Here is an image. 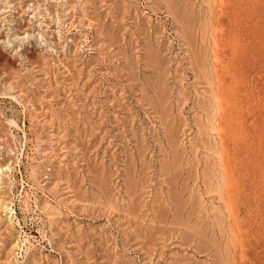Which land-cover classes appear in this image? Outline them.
<instances>
[{
	"label": "rangeland",
	"instance_id": "obj_1",
	"mask_svg": "<svg viewBox=\"0 0 264 264\" xmlns=\"http://www.w3.org/2000/svg\"><path fill=\"white\" fill-rule=\"evenodd\" d=\"M168 1L166 8L159 0H0V264H264V0ZM170 3L173 13L167 12ZM182 25L190 27L189 34ZM212 32L217 33L220 72L224 69L233 85L237 114L235 138L227 149L236 160L240 195L228 205L226 190L225 199L206 176L215 172L219 159L213 151L215 131L206 128L208 84L202 85L193 67L202 66V48L210 51ZM186 35L193 40L185 42ZM151 99L158 104H150ZM158 118L167 119L166 127ZM204 162L210 170L205 175ZM231 221L234 227L238 221L236 231L242 232L245 247L230 238Z\"/></svg>",
	"mask_w": 264,
	"mask_h": 264
},
{
	"label": "bare ground",
	"instance_id": "obj_2",
	"mask_svg": "<svg viewBox=\"0 0 264 264\" xmlns=\"http://www.w3.org/2000/svg\"><path fill=\"white\" fill-rule=\"evenodd\" d=\"M152 1V0H151ZM160 2H163V1H161V0H159ZM173 1H175L176 2V0H173ZM221 1V0H220ZM157 2H158V0H157ZM159 2V3H160ZM170 1H168V2H166V0H165V2H163L162 4H166L165 6H166V8H167V3H169ZM177 2H178V0H177ZM176 2V3H177ZM209 2H211V0L209 1ZM222 2V1H221ZM150 3L151 2H149V5H150ZM159 3H158V5H159ZM174 3V2H173ZM175 3V4H176ZM185 3V2H184ZM208 3V2H207ZM206 3V4H207ZM223 3V2H222ZM116 4V3H115ZM140 4V3H139ZM153 4V3H152ZM151 4V5H152ZM157 4V3H156ZM162 4L160 3V5L162 6ZM172 3H170V4H168L169 5V8L171 7L170 5H171ZM188 4V3H187ZM210 4V3H209ZM157 5V6H158ZM181 5V4H180ZM229 5V4H228ZM121 6V5H120ZM154 6H156L155 4H154ZM154 6H153V8H154ZM164 6V7H165ZM173 6V5H172ZM194 6V5H193ZM200 6V5H199ZM263 6V5H262ZM119 7V6H118ZM176 7V6H175ZM174 7V8H175ZM215 7V6H214ZM116 8V7H115ZM123 8V7H122ZM161 8H163V7H161ZM172 8V7H171ZM171 8H170V10H168L167 12H169V13H171L172 12V10H173V8H172V10H171ZM216 8H218V7H216ZM219 8H221V7H219ZM155 9V8H154ZM181 9V8H180ZM193 9V8H192ZM206 9H207V7H206ZM210 9V8H209ZM212 9V8H211ZM210 9V10H211ZM214 9V8H213ZM264 9V8H263ZM200 10H201V8H200ZM222 10V9H221ZM205 11V10H204ZM215 11V10H214ZM158 12V11H157ZM166 12V11H165ZM175 12V11H174ZM168 13V14H169ZM173 13V12H172ZM180 13V12H179ZM199 13H200V11H199ZM206 13V12H205ZM117 14H119V13H117ZM167 14V13H166ZM175 14V13H174ZM178 15V14H177ZM172 16H174V15H172ZM193 17H194V15H192ZM200 16V15H199ZM205 16H206V14H205ZM205 16H204V18H205ZM208 16V15H207ZM252 16V15H251ZM168 17V16H167ZM175 18H179V16H174ZM218 17V16H217ZM216 17V18H217ZM103 18V17H102ZM203 18V17H202ZM264 18V17H263ZM192 19V18H191ZM209 19V22H212V20L210 21V19H211V17L210 18H208ZM99 20V19H98ZM136 20V19H135ZM181 20V19H180ZM180 20H178V21H180ZM206 22H208L207 21V17H206ZM263 20V19H262ZM174 21V20H173ZM186 21V20H185ZM188 21H189V19H188ZM144 22V21H143ZM176 22V21H175ZM199 22V21H198ZM197 22V23H198ZM208 22V23H209ZM214 22V21H213ZM112 23V22H111ZM147 23V22H146ZM183 23V22H182ZM194 23V22H193ZM215 24H216V22H214ZM264 23V22H263ZM110 24V23H109ZM108 24V25H109ZM175 23H172V25H174ZM196 24V23H195ZM194 24V25H195ZM260 24V23H259ZM179 25V24H178ZM177 25V26H178ZM186 25V24H185ZM250 25V24H249ZM101 26V25H100ZM175 26V25H174ZM183 26V25H182ZM199 26V25H198ZM209 26V25H208ZM216 26V25H215ZM108 27V26H107ZM143 27V26H142ZM181 27V26H180ZM186 27V26H185ZM184 26H183V29L185 28ZM193 27V26H192ZM201 27V26H200ZM212 27L213 28H215L214 27V25L212 24ZM253 27V26H252ZM108 28H110V27H108ZM111 28H112V26H111ZM144 28V27H143ZM187 28H190L189 26H187ZM187 28H185L184 30H185V32L186 33H188L189 34V31H188V29ZM196 28H199V27H197L196 26ZM246 28V27H245ZM259 28V27H258ZM261 28V27H260ZM179 29V28H178ZM182 29V28H181ZM195 29V28H194ZM206 29H208L207 27H205L204 28V30L206 31V35H207V33L209 32V29H208V31L206 30ZM184 30H183V32H184ZM192 30H193V28H192ZM210 30H212V29H210ZM213 30H215V29H213ZM212 30V31H213ZM220 30H221V28H220ZM118 31H121V30H118ZM180 31V30H179ZM194 31V30H193ZM216 31V30H215ZM178 32V31H177ZM181 32V31H180ZM195 32V31H194ZM198 32V31H197ZM196 32V33H197ZM220 32V31H219ZM143 33H144V31H143ZM192 34H193V32H191ZM201 33H203V32H201ZM221 33V32H220ZM157 35L159 34V33H156ZM191 34V35H192ZM204 34V33H203ZM224 34H225V32H224ZM226 34H228V33H226ZM181 35V34H180ZM190 35V36H191ZM195 35H197L198 36V34H193V36H195ZM209 35V34H208ZM217 33H213L212 32V36H213V38L211 39V41H210V43H211V47H210V53L207 51L206 52V49H207V47L205 48V47H203L202 49H204V51H203V54H204V52H205V56H204V58H203V56L201 57V59L203 58V60H202V62H201V67H199V64L196 66V68H195V66H193L194 64H196V59L194 60V58L195 57H197V55L198 54H196L195 52L194 53H191V54H193V56L192 57H194V58H192V60H194L195 61V63L193 64V62L191 63V65L194 67V69H198V67H199V69L197 70V72H196V70L194 71V70H192V71H194V73H197V75H198V73L200 74L199 75V77H200V79L201 78H203L201 81H203V84L202 83H200L201 81H199V83L200 84H202V85H204V83H206V84H208L206 87L207 88H209L208 89V93L210 94V98L211 99H206V100H208L207 102L209 103V108L207 109L208 110V113H206L207 115H206V117L205 118H207V125L208 126H206V128H208V130H212V132L214 133V131H215V135H213L214 136V145L212 144V143H210V144H212L213 146H216V148H215V150H213L214 151V155H217V158L219 159L218 160V166L215 168V172H213V170L211 169V167H210V169L212 170L211 172H213L212 174H211V176L209 175V174H206V171L207 172H209L208 171V169H207V166L209 167V165H206V163H207V161H205L204 162V164H202V165H204V166H206V167H204V171H202L203 173V175H205L206 174V176L209 178V184L211 185H209L208 184V186H207V184L205 185V186H207V191L208 190H210V187H212V185H215L216 186V189L217 190H220L219 192H220V194L222 195V193H221V190L223 191V190H226V192H227V194H225V195H227V199L224 197V191H223V196H222V198L224 197L226 200H224L226 203H227V205L228 204H232L233 203V201H234V198H236L237 196H238V194L240 195V192H239V187H238V184H237V182L239 181L238 179H237V172H238V169H237V166H236V160L233 158V156H230L229 154H228V149H227V146L229 145V143H231V141H233L234 140V138H235V136L233 135L234 134V132H235V129H236V119H237V114H236V110L234 111V101H233V99H232V97H231V94H232V89H233V85H232V82L230 81L229 82V80H228V78L226 77V75L224 74V73H226L225 71H224V69H223V71L222 72H220V69H219V65L222 63V61H221V57H220V54H219V51H220V49H219V45H218V41H217ZM229 35V34H228ZM187 36V35H186ZM159 37H160V35H159ZM162 37V36H161ZM183 38H184V36H182ZM196 37V36H195ZM205 37V34H204V36H203V38ZM208 36H206L205 38H207ZM210 37V36H209ZM208 37V38H209ZM186 38V37H185ZM194 38V37H193ZM197 38V37H196ZM200 38V37H199ZM198 38V39H199ZM204 38V39H205ZM207 38V39H208ZM112 39V38H111ZM157 39H159L158 37H156V40ZM202 38H200V40H201ZM204 39H202V42H204V44L206 45V43H205V41H203ZM180 40H182V39H180ZM188 40H193V39H188V36H187V40L185 39L184 41L186 42V41H188ZM206 40V39H205ZM210 40V38L207 40V41H209ZM110 41V40H109ZM158 42V41H157ZM180 42V41H179ZM264 42V41H263ZM147 43V42H146ZM161 43V42H160ZM188 43V42H187ZM189 43H190V41H189ZM194 42H192V44H193ZM197 43V42H196ZM148 44V43H147ZM165 44V43H164ZM183 44V43H182ZM182 44H181V46H182ZM184 44H186V43H184ZM198 44V43H197ZM203 44V45H204ZM149 45V44H148ZM148 45H146L145 47H147ZM179 45H180V43H179ZM201 45V43H199V46ZM208 45V44H207ZM189 46H190V44H189ZM192 46V45H191ZM208 46H210V44L208 45ZM144 47V48H145ZM149 47V46H148ZM148 47H147V50H148ZM162 47V46H161ZM183 47H184V45H183ZM183 47L181 48V49H183ZM187 48V47H186ZM192 48V47H191ZM191 48L190 49H188V51L189 50H191ZM156 49V48H155ZM168 49V51H169V48H165V50H167ZM171 49V48H170ZM180 49V50H181ZM195 49V48H194ZM201 48H199V50H200ZM157 50V49H156ZM185 50V49H184ZM164 51V50H163ZM162 51V52H163ZM168 51H167V53H168ZM186 51H187V49H186ZM187 51V52H188ZM193 51V50H192ZM244 51V50H243ZM154 53H155V51H153ZM153 52H151V53H153ZM183 53H184V51H183ZM198 53V52H197ZM131 54H133V53H131ZM135 54V53H134ZM148 54V53H147ZM194 54H196V55H194ZM199 54H201V53H199ZM187 55V54H186ZM208 55H210V56H208ZM190 56V55H189ZM257 56V55H256ZM255 57V56H254ZM134 58V57H133ZM133 58H132V60H133ZM162 58V57H161ZM189 58V57H188ZM190 58V59H191ZM160 59V58H159ZM199 59H200V56H199ZM200 59V60H201ZM126 60V59H125ZM146 60H148V59H146ZM186 60V59H185ZM134 61H135V59H134ZM145 61V60H144ZM168 61V60H167ZM183 61H184V59H183ZM189 62H190V60H189ZM198 62V61H197ZM148 63V62H147ZM166 63V62H165ZM168 63V62H167ZM181 64V63H180ZM189 64V63H188ZM164 65V64H163ZM261 65V64H260ZM146 66V65H145ZM150 66V65H149ZM190 66V65H189ZM191 66V67H192ZM142 67V66H141ZM140 67V68H141ZM151 67V66H150ZM153 67V66H152ZM155 67V66H154ZM171 67V66H170ZM118 68V67H117ZM123 68V67H122ZM186 68V67H185ZM244 68V67H243ZM242 68V69H243ZM126 69V68H125ZM156 69V68H155ZM160 69V68H159ZM163 69V68H162ZM165 69V68H164ZM163 69V70H164ZM172 69V68H171ZM178 69V68H177ZM176 69V70H177ZM193 69V68H192ZM201 69V70H200ZM188 70V69H187ZM200 70V71H199ZM165 71H166V69H165ZM168 71V70H167ZM248 71V70H247ZM162 72V71H161ZM188 72V71H187ZM249 72V71H248ZM262 72V71H261ZM130 73V72H129ZM164 74L166 73V72H163ZM169 73H170V70H169ZM172 73V72H171ZM259 73V72H258ZM133 74V73H132ZM162 73H160V75H161ZM166 75V77L168 76V75H170V74H165ZM174 75H176V74H174ZM130 76V75H129ZM145 76V75H144ZM191 76V75H190ZM195 76V75H194ZM133 77V76H132ZM151 77V76H150ZM153 77H155V76H153ZM172 77H174V76H172ZM180 77V76H179ZM250 77V76H249ZM134 78V77H133ZM157 78H158V75H157ZM169 78H171V77H169ZM189 78V77H188ZM195 79H196V76L194 77ZM253 78V77H252ZM255 78V77H254ZM160 79H162V78H160ZM166 79V78H165ZM187 79V78H186ZM193 79V78H192ZM199 79V80H200ZM147 80H149L148 78H147ZM171 80V79H170ZM177 80V79H176ZM184 80V79H183ZM241 80V79H240ZM175 81V80H174ZM185 81V80H184ZM184 81H179V83L180 82H184ZM192 81H194V80H192ZM242 81V80H241ZM252 81V80H251ZM168 82V81H167ZM166 82V83H167ZM197 82H198V80H197ZM150 82H148V84H149ZM161 83V82H160ZM170 83V82H169ZM242 83V82H241ZM147 84V83H146ZM168 84V83H167ZM176 84H178V83H176ZM175 84V85H176ZM193 84H197V83H193ZM200 84H197L198 86H200ZM205 84V85H206ZM243 84V83H242ZM174 85V84H173ZM182 85H183V83H182ZM201 85V86H202ZM246 85V84H245ZM133 86V85H132ZM151 86H154L153 85V83L152 84H150V87ZM159 86V85H158ZM170 85H168L167 87H169ZM180 86V85H179ZM192 86V85H191ZM200 86V87H201ZM209 86V87H208ZM141 87H143V86H141ZM173 86L171 85L170 87H169V89L170 88H172ZM174 87H176V86H174ZM187 86H185V88H186ZM197 86H195V88H196ZM205 87V89H207ZM137 88V87H136ZM145 88V87H144ZM163 88V87H162ZM180 88V87H179ZM190 88V87H189ZM192 88H194V86L192 87ZM195 88H194V90H195ZM203 88V87H202ZM152 89V88H151ZM158 89V88H157ZM161 89V88H160ZM184 89V88H183ZM182 89V90H183ZM191 89V88H190ZM199 89V88H198ZM140 90V89H139ZM144 90V89H143ZM154 90H156V89H154ZM163 91H164V89H162ZM161 90V91H162ZM168 90V89H167ZM166 90V91H167ZM171 90V89H170ZM177 90H179L178 88H177ZM238 90V89H237ZM135 91H137V90H135ZM165 91V93H164V95H166V93H169L168 91L166 92ZM181 91V88H180V90L178 91V92H180ZM203 91V90H202ZM146 92V91H145ZM148 92V91H147ZM158 92H159V89H158ZM183 92V91H182ZM195 92H197V91H195ZM194 92V93H195ZM200 92V95H201V93H203V92H201V91H199ZM181 93V92H180ZM20 94V93H19ZM24 94V93H23ZM157 94V93H156ZM160 92L157 94V95H159V97H160ZM178 94V93H177ZM197 94V93H196ZM141 95H142V93H141ZM149 95H150V93H149ZM163 95V97L165 98L164 100H167L166 99V97ZM169 95V94H168ZM17 96V95H16ZM20 96V95H19ZM22 96V95H21ZM28 96V95H27ZM143 96H144V93H143ZM156 96V95H155ZM167 96V95H166ZM174 96V95H173ZM199 96V95H198ZM202 97H205L206 95L204 94V96L203 95H201ZM18 97V96H17ZM118 97V96H117ZM185 97V96H184ZM208 97V96H207ZM15 98V97H14ZM140 98H142V97H140ZM146 98V97H145ZM148 98V97H147ZM175 98V97H174ZM182 98V97H181ZM199 98V97H198ZM153 99H155V98H153ZM171 99V98H170ZM185 99H186V97H185ZM191 99V97L189 98V100ZM196 99H197V97H196ZM200 99V98H199ZM203 100H204V98H202ZM23 100H24V98H23ZM23 100L21 101V103L23 102ZM160 99H158V101H159ZM164 100H163V102H164ZM179 100H181V99H178V100H176L177 102H179ZM192 100V99H191ZM17 101H19L18 99H17ZM25 101V100H24ZM151 101H152V99H151ZM150 100H149V103L151 104H154V102L152 101L151 102ZM167 101H169V99L167 100ZM186 101H187V99H186ZM185 101V102H186ZM159 102H161V101H159ZM171 102H173V101H171ZM183 103H184V101H182ZM193 102H195V101H193ZM197 102H199V101H197ZM200 102H202V107L203 108H205L204 106H203V104L206 106V104L204 103L205 101H202L201 99H200ZM24 103V102H23ZM29 103V102H28ZM140 103V102H139ZM165 103H167V102H165ZM169 103V102H168ZM149 104V105H150ZM155 104H158V103H155ZM154 104V105H155ZM161 104V103H160ZM164 104V103H163ZM180 104V103H179ZM179 104H178V106H179ZM201 103H198V106L200 105ZM33 105V104H32ZM143 105V104H142ZM146 105V104H145ZM170 106H171V103L169 104ZM174 105V104H173ZM183 104H181L180 106H182ZM194 105V104H193ZM196 105V104H195ZM25 106H27V105H25ZM144 106V105H143ZM163 106V105H162ZM161 106V107H162ZM166 106H168V104L166 105ZM169 106V107H170ZM178 106H177V110H178ZM179 106V107H180ZM208 106V105H207ZM24 107V106H23ZM154 107V106H153ZM160 107V108H161ZM202 107H199L200 109L202 108ZM244 107H246V106H244ZM25 108V107H24ZM142 108V107H141ZM156 108H158V107H155L154 108V110L156 109ZM165 108H167V107H165ZM196 108H197V106H196ZM198 108V109H199ZM207 108V107H206ZM241 108V107H240ZM143 109V108H142ZM169 109V108H168ZM168 109H166V110H168ZM174 109V108H173ZM182 109V108H181ZM181 109H179V110H181ZM24 110V109H23ZM33 110V109H32ZM183 110V109H182ZM197 110V109H196ZM202 110H204V109H202ZM206 110V111H207ZM244 110V109H243ZM25 111V110H24ZM87 111V110H86ZM145 111H146V108H145ZM158 111V110H157ZM161 112H162V110H160ZM164 111V110H163ZM199 111V110H198ZM36 112V111H35ZM167 112H170L169 110L167 111ZM178 112V111H177ZM182 112V111H181ZM181 112L179 113V115L181 114ZM183 112H184V110H183ZM186 112V111H185ZM192 112H194V111H192ZM32 113V112H31ZM34 113V112H33ZM144 113V112H143ZM152 113V112H151ZM151 113H149V114H151ZM164 113V112H163ZM188 113V112H187ZM190 113V112H189ZM195 113H197V112H195ZM204 113V114H205ZM248 113V112H247ZM30 114V113H29ZM116 114V113H115ZM147 115H148V113H146ZM169 114V113H168ZM185 114V113H184ZM183 114V115H184ZM198 114H201V112L200 113H198ZM197 114V115H198ZM157 115V114H156ZM173 115V114H172ZM187 115V114H186ZM1 116V115H0ZM181 116V115H180ZM179 116V117H180ZM196 116V115H195ZM154 117H156V116H154ZM186 117V116H185ZM184 117V118H185ZM200 117V116H199ZM199 117H196V119L197 118H199ZM91 118V117H90ZM166 118H168L167 116H166ZM170 118V117H169ZM182 118H183V116H182ZM182 118L180 119V120H182ZM184 118H183V120H184ZM194 118V117H193ZM204 118V117H203ZM241 118V117H240ZM6 119V118H5ZM44 119V118H43ZM48 119V118H47ZM73 119V118H72ZM151 119V118H150ZM159 119V118H158ZM161 119V118H160ZM159 119V120H160ZM187 119V118H186ZM185 119V120H186ZM188 119H189V117H188ZM192 119V118H191ZM195 119V118H194ZM200 119V118H199ZM116 120V119H115ZM171 120V119H170ZM193 120V119H192ZM198 120V119H197ZM11 121V120H10ZM9 121V122H10ZM42 121V120H41ZM76 121V120H75ZM74 121V122H75ZM155 121V120H154ZM164 123H162V122ZM161 123L163 124V128H164V126L166 127V125H165V122H167V119H165V118H163V119H161ZM174 121V120H173ZM176 121V120H175ZM187 121H189V120H187ZM186 121V122H187ZM203 121V120H202ZM205 121V120H204ZM203 121V122H204ZM170 122V121H169ZM171 122H172V120H171ZM170 122V124H172ZM184 122V121H183ZM183 122H181L182 123V125H183V127H184V124H183ZM250 122V121H249ZM39 123V122H38ZM152 123V122H151ZM159 123V122H158ZM161 123H159V124H161ZM174 123V122H173ZM180 123V124H181ZM185 123V122H184ZM190 123V122H189ZM153 124V123H152ZM155 124V123H154ZM159 124H157V125H159ZM178 124H179V122H178ZM186 124V123H185ZM188 124V123H187ZM202 124V123H201ZM200 124V125H201ZM241 124V123H240ZM13 125H15V124H13ZM205 125H206V123H205ZM205 125H204V127H205ZM155 126V125H154ZM172 126V125H171ZM179 125H177V127H178ZM181 126V125H180ZM191 126V125H190ZM189 126V127H190ZM202 126V125H201ZM201 126H199L201 129L203 128V127H201ZM83 127V126H82ZM169 127V126H168ZM248 127V126H247ZM154 128V127H153ZM172 128H173V126H172ZM12 129V128H11ZM84 129V128H83ZM140 129V128H139ZM161 128H159V130H160ZM166 130H169V129H167V128H165ZM185 129L186 128H184V131H185ZM188 129V128H187ZM200 129V130H201ZM152 130V129H151ZM154 130L156 131V130H158V128L156 129V126H155V128H154ZM178 130V129H177ZM183 130V129H182ZM196 130V129H195ZM194 130V131H195ZM154 131V133H156ZM175 131V130H174ZM190 131H191V129H190ZM203 131V130H202ZM202 131L200 132V134L202 133ZM205 131H207V130H205ZM163 132H165V134L166 135H168L167 133H166V131H163ZM240 132V131H239ZM54 133V132H53ZM91 133V132H90ZM134 133V132H133ZM159 133V132H158ZM171 133V132H170ZM175 133V132H174ZM186 133V132H185ZM206 134H207V132H205ZM157 134V133H156ZM156 134L154 135L155 136V138H156ZM160 134V133H159ZM173 134V133H172ZM178 134V133H177ZM210 134H211V132H210ZM249 134V133H248ZM82 135V134H81ZM171 134H169L168 136H169V139L170 140H172L171 138L173 137V136H170ZM201 135H203V133L201 134ZM208 135V134H207ZM212 135V134H211ZM210 135V136H211ZM235 135H236V133H235ZM239 135V134H238ZM264 135V134H263ZM53 136H55V135H53ZM122 136V135H121ZM134 136V135H133ZM138 136V135H137ZM204 137H205V134L203 135ZM212 136V137H213ZM262 136V135H261ZM39 137V136H38ZM153 137V136H152ZM157 137H158V135H157ZM161 137V136H160ZM167 136H164V138H166ZM175 137V136H174ZM183 137V136H182ZM211 137V138H212ZM163 138V139H164ZM186 138V137H185ZM188 138V137H187ZM161 139V138H160ZM159 139V137H158V140H160ZM167 139V138H166ZM183 139H184V137H183ZM243 139V138H242ZM42 140H43V138H42ZM162 140V139H161ZM196 140V139H195ZM199 140V139H198ZM201 140V139H200ZM207 141H209V139H208V137H207V139H206ZM53 141V140H52ZM155 141V140H154ZM167 141V140H166ZM174 141H177V140H174ZM197 141V140H196ZM195 141V142H196ZM202 141H204V140H202ZM206 141V142H207ZM211 141V140H210ZM212 141V142H213ZM243 141V140H242ZM249 141V140H248ZM253 141V140H252ZM43 142V141H42ZM140 142V141H139ZM205 141H204V143H206ZM138 143V142H137ZM155 143H156V141H155ZM181 143H182V141H181ZM189 143V142H188ZM194 143V142H193ZM203 143V142H202ZM203 143V144H204ZM208 143V142H207ZM207 143L206 144H204V145H207ZM175 144H177V143H174V145ZM190 144V143H189ZM196 144H197V142H196ZM216 144V145H215ZM250 144V143H249ZM138 145H139V143H138ZM158 145V144H157ZM172 145V144H171ZM173 145V146H174ZM191 145V144H190ZM193 145H195V143L193 144ZM192 145V146H193ZM200 145V144H199ZM143 146V145H142ZM160 147H161V145H159ZM176 146V145H175ZM185 146H186V143H185ZM190 147V148H193V147ZM202 146V145H201ZM233 146V145H232ZM237 146V145H236ZM158 147V146H157ZM180 147V146H179ZM183 147V146H182ZM198 147V146H197ZM206 147V146H205ZM211 147V146H210ZM175 148V147H174ZM176 148H177V146H176ZM189 148V149H190ZM258 148V147H257ZM171 149V148H170ZM183 149V151H185V150H187V149H185L184 150V147L182 148ZM182 149H181V151H182ZM197 149V148H196ZM199 149V148H198ZM203 149V148H202ZM211 149V148H210ZM139 150V149H138ZM140 150H142V149H140ZM148 150V149H147ZM164 150V149H163ZM178 151V149H175V151ZM194 149H192V151H193ZM208 150H209V147H208ZM230 150V149H229ZM258 150V149H257ZM175 151L173 152V150H172V152H173V154L175 153ZM176 151V153H178ZM180 151V150H179ZM191 151V152H192ZM200 151H202V150H200ZM210 151H212V149L210 150ZM209 151V152H210ZM261 151V150H260ZM43 151H41V153H42ZM128 152V151H127ZM199 152V151H198ZM198 152H196V153H198ZM243 152V151H242ZM151 153V152H150ZM165 153V152H164ZM169 153V152H168ZM183 153V152H182ZM208 153V152H207ZM181 154V153H180ZM188 154H190V153H188ZM193 154H195L194 152H193ZM193 154H192V156H193ZM211 154V153H210ZM209 154V155H210ZM235 154V153H234ZM133 155H134V153H133ZM132 155V156H133ZM160 155V154H159ZM177 155H179V154H177ZM199 155V154H198ZM197 155V157H199ZM252 155V154H251ZM102 156V155H101ZM128 156V155H127ZM135 156V155H134ZM141 156V155H140ZM184 156V155H183ZM183 156H180L181 158L180 159H183L182 157ZM189 156V155H188ZM195 156H196V154H195ZM205 156H207V158H205L206 160L208 159V155H206L205 154ZM146 157V156H145ZM161 157V156H160ZM174 157V156H173ZM216 157V156H215ZM256 157H257V155H256ZM258 157H260V156H258ZM166 158H167V155L165 154V160H166ZM169 158V157H168ZM168 158H167V160H168ZM186 158V160H187V157H185ZM189 158H191V156H189ZM203 159H204V157H202ZM212 158V157H211ZM214 158V157H213ZM212 158V159H213ZM251 158V157H250ZM127 159V158H126ZM134 159V158H133ZM142 159V158H141ZM177 159V158H176ZM215 159V158H214ZM213 159V160H214ZM247 159V158H246ZM259 159V158H258ZM170 160V159H169ZM185 160V161H186ZM193 160V161H192ZM192 162H194V161H196V160H194L193 159V157H192ZM202 160V159H201ZM213 160H211V161H209V162H211V165L212 164H215L216 163V161H213ZM238 160V159H237ZM148 161V160H147ZM189 161V160H188ZM204 161V160H203ZM128 162V161H127ZM169 162V161H168ZM168 162L166 163L165 162V164H164V166L165 165H167V166H169V164H168ZM171 162V161H170ZM197 162V161H196ZM173 163V162H172ZM243 163V162H242ZM163 164V163H162ZM173 164H175V163H173ZM177 164V163H176ZM182 164H184V163H182ZM188 163H185V165H187ZM194 164V163H193ZM195 164H197V163H195ZM194 164V165H195ZM241 164V163H240ZM141 165H143V164H141ZM131 166V165H130ZM147 165H145V167H146ZM173 166V165H172ZM175 166V165H174ZM173 166V168L175 169L176 167H174ZM191 166V165H190ZM197 166H198V164H197ZM215 166V165H214ZM241 166V165H240ZM100 167V166H99ZM161 167V166H160ZM184 167V166H183ZM183 167H182V169H180L179 171H181V170H183ZM192 167V166H191ZM195 168V170H196V166H194ZM200 167V166H199ZM201 167H203V166H201ZM200 167V168H201ZM262 167V166H261ZM261 167L259 168V170L261 169ZM98 168V167H97ZM128 168V167H127ZM133 168V167H132ZM137 168V167H136ZM141 168V167H140ZM143 168V167H142ZM188 168H189V165H188ZM199 168V169H200ZM206 168V169H205ZM239 168V167H238ZM255 168V167H254ZM143 169H145V168H143ZM147 169V168H146ZM198 169V168H197ZM198 169V170H199ZM240 169V168H239ZM92 170V169H91ZM187 170V169H186ZM197 170V171H198ZM206 170V171H205ZM241 170V169H240ZM243 170V169H242ZM254 170V169H253ZM263 170V169H262ZM94 171V170H93ZM98 171V170H97ZM161 171H164V170H161ZM200 171V170H199ZM112 172H114V171H112ZM168 172V171H167ZM170 172V171H169ZM174 172V171H173ZM177 172V171H176ZM190 172H191V169H190ZM189 171H187V174L188 173H190ZM259 172V171H258ZM164 173V172H163ZM175 173V172H174ZM205 173V174H204ZM256 173V172H255ZM261 173V172H260ZM262 173H263V171H262ZM128 174H129V172H128ZM166 174V173H165ZM200 174H201V172H200ZM258 174V173H257ZM169 175V174H168ZM247 175V174H246ZM111 176V175H110ZM130 176H131V174H130ZM163 176V175H162ZM188 176V175H187ZM195 176V175H194ZM196 176H198L197 174H196ZM206 176H204V177H206ZM210 176V177H209ZM261 176V175H260ZM101 177V176H100ZM168 177V176H167ZM166 177V178H167ZM180 177V176H179ZM185 177V176H184ZM200 177V176H199ZM249 177V176H248ZM255 177V176H254ZM254 177H253V179H254ZM170 178V177H169ZM169 178H168V181H169ZM174 178V177H173ZM197 178V177H196ZM201 178V177H200ZM200 178H198L199 180H201ZM240 178V177H239ZM250 178V177H249ZM256 178V177H255ZM1 179V178H0ZM108 179V178H107ZM188 179V178H187ZM197 179V180H198ZM258 179V178H257ZM127 180V179H126ZM173 180V179H172ZM184 180V179H183ZM196 180V179H195ZM196 180V181H197ZM249 180V179H248ZM262 180H264V179H262ZM261 180V181H262ZM171 181V180H170ZM170 181L168 182V183H170ZM203 181V180H202ZM251 181V180H250ZM250 181H249V183H250ZM257 181V180H256ZM78 182V181H77ZM136 182V181H135ZM164 182H165V178H164ZM242 182H243V179H242ZM241 181H240V183H242ZM246 181L244 180V182L243 183H245ZM248 182V181H247ZM166 183V182H165ZM167 183V184H168ZM171 183H172V181H171ZM170 183V184H171ZM175 183V182H174ZM173 183V184H174ZM187 183V182H186ZM200 183H201V181H200ZM78 184V183H77ZM163 184V183H162ZM178 184V183H177ZM184 184V183H183ZM255 184H257V183H255ZM130 185V184H129ZM136 185V184H135ZM176 185V184H175ZM174 185V186H175ZM187 185V184H186ZM192 185V184H191ZM199 185V184H198ZM244 185V184H243ZM166 186H168V185H166ZM210 186V187H209ZM245 186V185H244ZM244 186H243V188H244ZM246 186H248V185H246ZM250 186V185H249ZM248 186V187H249ZM257 186V185H256ZM103 187V186H102ZM183 187H184V185H183ZM187 187V186H186ZM199 188L200 187H202V185H200V186H198ZM198 187H196V188H198ZM111 188V187H110ZM141 188V187H140ZM165 188V187H164ZM196 188H194V189H196ZM206 188V187H205ZM247 188V187H246ZM252 188V187H251ZM107 189V188H106ZM142 189V188H141ZM169 189V187L167 188V190ZM171 189V188H170ZM170 189H169V191H170ZM181 189V188H180ZM202 189V188H201ZM215 189V190H216ZM255 189V188H254ZM108 190H110V189H108ZM132 190V189H131ZM182 190H185V187L182 189ZM213 191V192H215V193H217V190L216 191ZM244 190V189H243ZM261 190V189H260ZM179 191V190H178ZM192 191V190H191ZM195 191V190H194ZM264 191V190H263ZM165 192V191H164ZM180 192V191H179ZM198 192V191H197ZM209 192V191H208ZM207 192V193H208ZM258 192V191H257ZM93 193V192H92ZM139 193V192H138ZM200 193V192H199ZM172 194V193H171ZM170 194V196H172ZM183 194V193H182ZM193 194H195V193H193ZM198 194V193H197ZM201 194V193H200ZM202 194H203V192H202ZM217 194H219V193H217ZM106 195V194H105ZM130 195V194H129ZM162 195V194H161ZM164 195V194H163ZM196 195V194H195ZM214 195V194H213ZM242 195V194H241ZM67 196V195H66ZM168 196V195H167ZM190 196V195H189ZM201 196V195H200ZM207 196H209V195H207ZM218 196H220V195H218ZM245 196V195H244ZM1 197V196H0ZM108 197V196H107ZM138 197V196H137ZM196 197V196H195ZM217 197V196H216ZM215 197V198H216ZM221 197V196H220ZM218 198L219 199V202L221 201V198ZM248 197H249V195H248ZM167 198V197H166ZM189 198H191V196L189 197ZM246 198V197H245ZM72 199V198H71ZM99 199V198H98ZM110 199V198H109ZM132 199H134V198H132ZM141 199V198H140ZM171 199H174V198H172L171 197ZM195 199V198H194ZM197 199V198H196ZM207 199V198H206ZM210 199V198H209ZM241 199V198H240ZM167 200V199H166ZM175 200V199H174ZM184 200V199H183ZM202 200V199H201ZM205 200V199H204ZM245 200V199H244ZM244 200H242L243 202H244ZM247 200H248V198H247ZM249 200H250V198H249ZM249 200H248V202H249ZM71 201V200H70ZM154 201V200H153ZM171 201H173V200H171ZM194 201V200H193ZM216 201V200H215ZM238 201V200H237ZM251 201L252 200H250V203H251ZM242 202V203H243ZM69 203V202H68ZM135 203V202H134ZM175 203V202H174ZM199 203V202H198ZM214 203V202H213ZM235 203V202H234ZM241 203V202H240ZM241 203V204H242ZM262 203V202H261ZM42 204V203H41ZM137 204V203H136ZM237 204V203H236ZM249 204V203H248ZM253 204H255V202H253ZM125 205V204H124ZM197 205H199V204H197ZM247 205V203L245 204V206ZM5 206V205H4ZM41 206V205H40ZM135 206V205H134ZM168 206V205H167ZM175 206V205H174ZM181 206V205H180ZM186 206H187V204H186ZM214 206V205H213ZM225 206V205H224ZM234 206H236V205H234ZM239 206V205H238ZM248 206V205H247ZM252 206V205H251ZM256 206V205H255ZM1 207V206H0ZM137 207V206H136ZM182 207V206H181ZM204 207V206H203ZM210 208H211V206H209ZM215 207V206H214ZM233 207V206H232ZM231 207V208H232ZM169 208V207H168ZM248 208V207H247ZM251 208H253V207H251ZM258 208V207H257ZM263 208V207H262ZM49 209V208H48ZM139 209V208H138ZM163 209V208H162ZM175 209V208H174ZM212 209V208H211ZM217 209H219V208H217ZM216 209V210H217ZM224 209H225V207H224ZM233 209V208H232ZM235 209V208H234ZM237 209H238V207H237ZM237 209H236V212H237ZM242 209H245V207H243ZM254 209V208H253ZM3 210V209H2ZM127 210V209H126ZM197 210H198V208H197ZM208 210H209V208H208ZM220 210H221V208H220ZM220 210L218 211V214H219V212H220ZM223 210V209H222ZM246 210V209H245ZM50 211H52V210H50ZM58 211V210H57ZM56 211V212H57ZM111 211V210H110ZM182 211V210H181ZM201 211H202V209H201ZM250 211H251V209H250ZM129 212V211H128ZM169 212V211H168ZM173 212V211H172ZM192 212V211H191ZM209 212V211H208ZM213 212H215V211H213ZM225 212V211H224ZM241 212V211H240ZM245 212V211H244ZM252 212V211H251ZM255 212V211H254ZM7 213V212H6ZM54 213V212H53ZM59 213V212H58ZM211 213V212H210ZM216 213V212H215ZM223 212H221V214H222ZM226 213H227V211H226ZM55 214V213H54ZM191 214V213H190ZM200 214V213H199ZM212 214H214V213H212ZM221 214H220V218L221 217H223V215L221 216ZM224 214V213H223ZM231 215H232V213H230ZM247 214V213H246ZM146 215V214H145ZM156 216H157V214H155ZM215 215V219H217L218 220V218H216V214H214ZM2 216V215H1ZM183 216V215H182ZM200 216V215H199ZM198 216V217H199ZM210 216V215H209ZM219 216V215H218ZM224 216H226V215H224ZM235 216V215H234ZM233 215L231 216V218L233 217V219L235 218ZM261 216V215H260ZM60 217H61V215H60ZM158 217V216H157ZM228 217H230V216H228ZM227 217V218H228ZM2 218V217H1ZM0 218V219H1ZM4 218V217H3ZM50 218V217H49ZM56 218V217H55ZM164 218V217H163ZM201 218V217H200ZM199 218V219H200ZM210 218V217H209ZM219 218V219H220ZM237 218V217H236ZM6 219L9 221V222H11V221H13L12 219V215H11V211H9L8 210V215H6ZM222 219V218H221ZM57 220V219H56ZM142 220V219H141ZM171 220V219H170ZM211 220V219H210ZM216 220V221H217ZM226 220V219H225ZM240 220V219H239ZM238 220V221H239ZM59 221V220H58ZM177 221V220H176ZM185 221V220H184ZM227 221V220H226ZM238 221H234L235 222V224H236V227L238 228V226H237V222ZM252 221V220H251ZM3 222H5L4 220H3ZM61 222H63V220L61 221ZM180 222V221H179ZM196 222V221H195ZM224 222V221H223ZM241 222V221H240ZM246 222V221H245ZM140 223V222H139ZM152 223V222H151ZM219 223V222H218ZM225 223H227V222H225ZM225 223H223V227H224V224ZM230 223V226H229V230H228V233L230 232V234H231V236H230V238H232L233 239V241L236 243V244H242L243 245V247H245L244 246V241H242L243 239H242V237H241V239H240V236H242L243 234H242V232H241V235H240V231H236V227H234L232 224H233V222L231 221V222H229ZM247 223H248V221H247ZM256 223V222H255ZM153 224V223H152ZM210 224H212L211 223V221H210ZM221 223H219V227L222 225H220ZM1 225V224H0ZM3 225V224H2ZM139 225V224H138ZM162 225V224H161ZM218 225V224H217ZM226 225V224H225ZM247 225H249V224H247ZM8 226V225H7ZM13 226V225H12ZM55 226V225H54ZM151 226V225H150ZM173 226V225H172ZM177 226V225H176ZM242 226V225H241ZM253 226V225H252ZM156 227V226H155ZM187 227H189V226H187ZM214 227H215V225H214ZM246 228H247V226H245ZM56 228V227H55ZM51 229H53V228H51ZM188 229V228H187ZM212 229H213V227H212ZM217 229H219V228H217ZM216 228H215V230H217ZM224 229V228H223ZM222 229V230H223ZM226 229V228H225ZM241 229H244V226H243V228H241ZM248 229V228H247ZM246 229V230H247ZM138 230V229H137ZM152 230V229H151ZM206 230V229H205ZM222 230L220 229L219 231H221V233H222ZM240 230V229H239ZM252 230V229H251ZM254 230V229H253ZM261 230V229H260ZM1 231V230H0ZM160 231V230H159ZM224 231V230H223ZM154 232V231H153ZM166 232V231H165ZM179 232V231H178ZM186 232V231H185ZM198 232H200V231H198ZM217 232V231H216ZM251 233H252V231H250ZM221 233H218V234H220L221 236H224L223 235V233L221 234ZM226 233V232H225ZM227 233V234H228ZM250 233V234H251ZM154 235V234H153ZM213 235V234H212ZM216 235H217V233H216ZM252 235H255V234H253L252 233ZM262 235V234H261ZM215 236V235H214ZM227 236V235H226ZM251 236V235H250ZM249 236V237H250ZM256 236V235H255ZM261 237V236H260ZM259 237V238H260ZM223 238V237H222ZM221 239V238H220ZM225 239H226V237H225ZM256 239V238H255ZM263 239V238H262ZM16 240V239H15ZM14 240V241H15ZM185 240V239H184ZM230 240V239H229ZM229 240H227V242L225 243V245L224 246H226V244L227 245H229V243H228V241ZM261 240V239H260ZM13 241V240H12ZM51 241V240H50ZM220 241H222V239L220 240ZM232 241V242H233ZM257 241V240H256ZM207 242V241H206ZM218 242V241H217ZM231 242V241H230ZM248 242V241H247ZM252 242V241H251ZM221 243V242H220ZM219 243V244H220ZM223 243V242H222ZM235 243H234V245H235ZM253 243H254V241H253ZM217 244V246H220V245H218V243H216ZM251 244V243H250ZM257 244V243H256ZM19 245V244H18ZM17 245V246H18ZM15 246V245H14ZM154 246V245H153ZM232 246H233V244H232ZM16 247V246H15ZM246 247H248V246H246ZM251 247V246H250ZM14 248V247H13ZM200 248V247H199ZM230 247L228 246V249H229ZM237 248V247H236ZM259 248H260V246H259ZM218 249H220V247H218ZM222 249V248H221ZM220 249V250H221ZM230 250V249H229ZM227 251V253L229 252L230 253V251ZM243 250H244V248H243ZM215 251V250H214ZM221 251H223V250H221ZM258 251H260V250H258ZM225 252V251H224ZM241 252V254H242V251H240ZM256 252H257V249H256ZM261 252V251H260ZM264 252V251H263ZM217 253H219L220 254V252H219V250H218V252ZM226 253V252H225ZM237 253V252H236ZM233 254V253H232ZM261 254H262V252H261ZM260 254V255H261ZM222 255H223V253H222ZM243 255H245V254H242L241 256H243ZM226 256H228L227 254H226ZM238 256V255H237ZM248 256H249V254H248ZM251 256V255H250ZM259 256V255H258ZM34 257V256H33ZM35 258V257H34ZM226 258H230V254H229V257H226ZM241 258V257H240ZM243 258V257H242ZM250 258V257H249ZM255 258V257H254ZM254 258H253V260H254ZM262 258H263V256H262ZM225 259V258H224ZM224 259H222V257H221V262H222V260L224 261ZM239 259V258H238ZM237 259V257H236V260H238ZM260 259V258H259ZM235 260V259H234ZM242 260V259H241ZM262 260V259H261ZM218 261H220V260H218ZM260 261V260H259ZM236 262V261H235ZM257 262H258V259H257ZM261 262V261H260ZM264 262V261H263ZM4 263V262H3ZM244 263V262H243ZM242 263V264H243ZM225 264H227L226 262H225ZM249 264V263H248Z\"/></svg>",
	"mask_w": 264,
	"mask_h": 264
}]
</instances>
